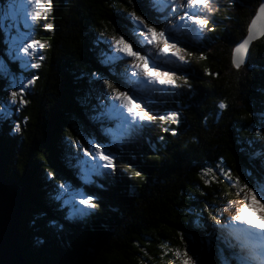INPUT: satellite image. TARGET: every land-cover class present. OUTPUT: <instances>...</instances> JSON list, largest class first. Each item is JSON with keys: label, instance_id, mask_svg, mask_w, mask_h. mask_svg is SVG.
<instances>
[{"label": "trees", "instance_id": "obj_1", "mask_svg": "<svg viewBox=\"0 0 264 264\" xmlns=\"http://www.w3.org/2000/svg\"><path fill=\"white\" fill-rule=\"evenodd\" d=\"M261 1L215 0L216 32L207 33L203 40L191 36L195 47L188 50L196 59L188 71L177 72L192 87L181 86L174 95L158 99L164 106L161 114L165 110L180 113L179 126L157 121L120 146L123 160L118 161L116 175L94 178L103 185L102 190L92 189L102 197L100 208L89 217L69 220L50 204V210L46 208L52 191L46 174L56 172L59 182L61 176L71 178L84 166L62 138L73 116L81 112L77 97L87 91L81 86L88 81L87 74L124 71L120 61L101 65L106 49L95 40L100 31L109 36L119 33L125 23L120 10L133 9L127 0H52L53 30L45 31L41 22L35 27V38L50 47L41 50L45 57L41 67L30 70L38 79L28 90V103L18 119L20 133L0 140L6 177L28 192L20 230L30 264H179L173 250H184L185 245L190 252L206 243L220 250L200 234L213 228L197 214L208 201L217 205L214 214L228 207L225 213L231 215L228 205L234 187L219 173V184L204 186L200 172L204 166L222 162L243 185L247 181L242 168L253 177L264 170V131L259 136L256 131L264 127V116L258 115L264 113V37L252 42L245 66L237 71L231 65L232 50L247 35ZM135 10L143 15L139 5ZM206 69L219 76L207 75ZM82 75L83 79H77ZM4 83L0 81V87ZM221 101L228 104L227 109L218 108ZM7 124L3 123L4 128ZM164 127L178 135L164 132ZM72 136L80 139L75 132ZM257 151L260 156L254 155ZM128 166L142 171L143 178L130 180V174L120 171ZM37 174L43 176L42 188ZM81 190L90 189L81 182ZM201 191L207 195L201 196ZM198 220L203 227L196 226ZM33 235L41 239L35 245ZM203 255L211 262L219 259Z\"/></svg>", "mask_w": 264, "mask_h": 264}, {"label": "snow or ice", "instance_id": "obj_2", "mask_svg": "<svg viewBox=\"0 0 264 264\" xmlns=\"http://www.w3.org/2000/svg\"><path fill=\"white\" fill-rule=\"evenodd\" d=\"M5 2L10 11L23 14L25 26L30 22L33 33L42 20L45 31L53 30V24L49 21L53 10L52 0H0V4ZM127 2L132 5L133 10H120L119 15L125 21L120 25V32L114 31L109 36L105 31H100L95 40L97 45L103 44L106 49V53L102 52L105 58L100 61L101 65L114 66L120 61L125 65L124 71L120 75L111 70L87 74V91L83 96L77 97L81 112L73 116L70 127L62 138L70 150H76L78 160L86 158L82 164L87 167H82L71 178L61 176L59 182L56 172L49 171L46 174L52 189L49 203L69 220L89 217L100 208L102 197L92 189L102 190L103 185L96 184L94 178H111L116 175L118 161L123 160L120 146L145 129L154 127L157 121L179 126L180 113L165 110L161 114L157 100L174 95V90L181 86L192 87L186 76H177L178 71H188L196 59L195 53L188 50L195 47L191 36L195 34L197 40H203L207 33L217 30L213 26V17L219 9L215 7L213 0ZM137 5L143 15L137 14ZM3 19L7 21V15ZM257 21L262 22L260 27H257ZM258 36L264 37V0L256 10L247 35L232 50L231 65L237 71L245 66L250 45ZM0 42L5 43V49L0 50V81L6 82L0 87V126L5 121H11L10 130L19 132L20 123L12 119L13 110L18 113L27 105L28 100L24 98L26 91L38 79L30 70L41 67L45 57L40 54V50L50 45L35 39L34 35L12 41L9 47L7 37L0 34ZM200 59L206 57L201 56ZM205 72L207 75L219 76V73L207 69ZM77 79H83V75ZM218 108L227 109L228 104L221 101ZM258 115L264 116V113ZM112 123H116L120 129L118 134L113 133L108 126ZM261 123L264 125V120ZM163 131L170 132L172 136L178 135L170 127H164ZM256 131L259 136L264 127ZM72 132L80 139H75ZM160 139L163 140L164 137ZM254 155L260 156L261 153L257 151ZM241 170L247 182L241 189L244 203L235 209V214L225 216L228 207H223L222 211L214 214L212 209L217 208V205L205 201L197 215L217 234L221 264H264V222L257 223L247 214L250 203L264 209V170L258 177H253L250 171L243 168ZM120 171L130 174V180L133 177L143 178V172L131 166ZM217 173L223 175L229 184L240 185V177H234L231 169H225L222 162L201 169L200 180L203 185L211 187L214 182L219 184ZM81 182L90 190H81ZM200 195L206 196L207 193L201 191ZM228 206L231 207L230 202ZM260 215L264 218V211ZM196 226L204 225L198 220ZM180 238L183 241V233H180ZM173 255L180 259L181 264H202L201 257L190 252L187 245L183 251L174 249Z\"/></svg>", "mask_w": 264, "mask_h": 264}, {"label": "water", "instance_id": "obj_3", "mask_svg": "<svg viewBox=\"0 0 264 264\" xmlns=\"http://www.w3.org/2000/svg\"><path fill=\"white\" fill-rule=\"evenodd\" d=\"M261 23V21H257V27H260ZM259 37L261 36L257 38ZM26 193H28L26 188L6 177L4 153L0 152V264H30L23 253L20 241L21 213L24 210ZM205 238L208 241H213L211 238ZM210 244L206 243L201 246L198 249L201 252L198 250H194V252L201 257L202 264H221L220 251ZM202 251L214 254L219 259L216 262L208 261Z\"/></svg>", "mask_w": 264, "mask_h": 264}, {"label": "rangeland", "instance_id": "obj_4", "mask_svg": "<svg viewBox=\"0 0 264 264\" xmlns=\"http://www.w3.org/2000/svg\"><path fill=\"white\" fill-rule=\"evenodd\" d=\"M213 3L215 5V7H216L215 0H213ZM6 15L8 17L7 21H5L3 19ZM43 23H44V21L42 20L41 21L42 26H43ZM0 34H3L4 36L7 37V44H8L9 47H11L12 41L26 38L29 35H34V38H35V32L34 33L32 32L31 23L28 22L27 26H25V18L23 16V14H17L14 11H10L8 9L7 2H5L3 4H0ZM35 39H37V38H35ZM40 41L44 42L43 40H40ZM4 49H5V43L4 42H0V50H4ZM40 54H42L41 50H40ZM13 67L15 68V65H13ZM84 82H85V84H83V83L81 84L82 88L83 89L84 88H88V86H87L88 83L86 81H84ZM17 83H19V79L17 80ZM28 93H29V91H26V94H25V97H24L25 99H26V96L29 95ZM13 112H14V114H13L12 119H14V120H16L18 122V119L21 116L20 114L22 112V108L19 110L18 113H16L15 110H13ZM5 122H8V124L6 125V128H4L3 125L0 126V140H2V139L3 140L11 139L13 135H16V134L20 133V131L19 132H13V131L10 130L11 121H5ZM0 152L4 153V151H0ZM40 175L37 174V178H38V180L41 183L42 180H43V176L42 175L40 176ZM242 186L243 185L236 186V185L233 184V187H234L233 191L234 192L230 196L233 199V201L231 203L232 204L231 208H229V211L231 213H235V209L238 208L239 206H241L244 203V193L241 191ZM42 187H44L43 183H41V188ZM46 208L48 210H50L49 205H46ZM53 209L55 211L57 210V209H55V207ZM262 211H264V209H261L257 204L250 203V207H249L247 213H248V216L250 218H252L253 220H255L257 223H262V222H264V218H262L261 215H260V213ZM34 236L35 235L32 236L33 237V245H35L38 241L41 240L39 237H35L34 238ZM20 241H21V239H20ZM179 250L183 251L182 249H179ZM23 253H24V250H23ZM177 261L179 262V264L181 263L180 259H178V258H177Z\"/></svg>", "mask_w": 264, "mask_h": 264}, {"label": "bare ground", "instance_id": "obj_5", "mask_svg": "<svg viewBox=\"0 0 264 264\" xmlns=\"http://www.w3.org/2000/svg\"><path fill=\"white\" fill-rule=\"evenodd\" d=\"M20 226H21V224H20Z\"/></svg>", "mask_w": 264, "mask_h": 264}]
</instances>
